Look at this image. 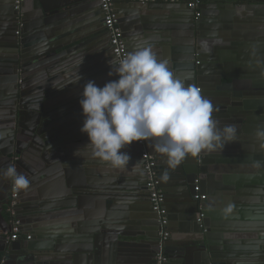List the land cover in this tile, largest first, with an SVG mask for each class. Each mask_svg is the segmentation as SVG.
<instances>
[{
  "label": "water",
  "instance_id": "95a60500",
  "mask_svg": "<svg viewBox=\"0 0 264 264\" xmlns=\"http://www.w3.org/2000/svg\"><path fill=\"white\" fill-rule=\"evenodd\" d=\"M14 1L0 0V84L7 87L3 90L5 95L0 96V105H3L0 111V222L4 226L0 230V242L3 243L0 253L4 264H154L162 228L158 222L159 217L152 212L137 142L122 151L131 156L129 164L123 169L141 176L138 185L129 184L127 188L139 193V224L126 226L125 210L114 209L112 213L113 205H107L105 209L109 212L104 217L97 215L94 227L83 230L78 236L77 231H61L59 223H55V227H50L48 223L50 230H47L44 223L48 218L45 214L54 213L53 219L56 220L62 217L60 212L55 214L53 206L56 208L62 200L69 199L64 202V208L69 211H64V218L68 217L67 214L72 217L73 211L70 210L77 208L74 200L78 193L75 195V191L85 188L83 182H77V175L91 171L94 168L92 165H97L105 172L113 169L108 162L98 157L86 159L82 165L77 166L73 156L79 150L90 156L93 152L87 135L80 131L84 116L79 100L84 85L91 80L102 87L106 82L118 79V76L108 75L111 67L115 70V64L108 44V34L103 26L99 0H24L19 11L14 10ZM190 1L149 0L142 3L140 0H113L117 18L116 4L122 2L120 5L123 6L120 7L127 10L126 16L130 23H139L140 19L151 20L145 18V14L154 6H162L160 8L166 12L171 7L178 8L183 11L181 20L191 18L192 26H196L195 21L200 22L202 19V5L211 4L213 10L217 11L223 6L234 7L227 5L233 0H194L199 5L189 9L187 4ZM258 2L263 4L260 7L264 10V0ZM195 13L199 16L195 17ZM118 25L121 29L119 20ZM144 44L141 40H134L131 43L128 41L126 47L130 53L137 45ZM193 59V65L200 67L199 52H196ZM28 87L33 92L31 97H25V88ZM201 94L206 96V93ZM234 97L221 92H212L206 96L211 99L214 108L212 116L218 122V127L238 123L250 111L252 102ZM27 106L31 111L29 117L32 118L25 120ZM156 142L146 140V149L156 161L159 187L165 196L167 227L173 219L167 211V202L175 199L173 203L180 206L184 220L188 223L186 232L198 236L193 242L198 241L206 246L208 254L204 251L203 264H215L218 257L214 244L221 240V229L217 224L209 223L204 214L201 222H197L199 207L207 208L209 201L194 199L196 195H201V187L205 184L203 180L215 161L209 163L207 156L210 152L205 150L197 156H186L177 166L172 167L168 164L167 156L155 150ZM147 143L153 146L152 153ZM232 143L241 144L239 141ZM9 165H14L30 181L29 188L22 191L16 200L14 217L24 221L20 222L22 226L32 225L30 231H34V238L39 242L25 245L19 241H3L2 234L10 230V195L16 191L12 180L4 175ZM100 186L104 185L100 183ZM104 187L125 190V185L116 182ZM233 199L240 205L251 200L243 196ZM52 200L56 203H47ZM47 207L49 212L44 211ZM169 234L165 242L168 264L172 256L168 252L172 241ZM133 241L145 242L137 256L127 255L122 248V245ZM191 243V239L189 242H180L176 255L187 260V250L191 248Z\"/></svg>",
  "mask_w": 264,
  "mask_h": 264
},
{
  "label": "crops",
  "instance_id": "0c3cea01",
  "mask_svg": "<svg viewBox=\"0 0 264 264\" xmlns=\"http://www.w3.org/2000/svg\"><path fill=\"white\" fill-rule=\"evenodd\" d=\"M234 1L227 4L234 7L223 6L218 11L213 10L211 4L202 5L200 9L203 16L200 22L195 21L196 26L191 25V18L181 20L183 11L178 8L171 7L166 12L160 8L162 6H154L145 14V18H152L151 20L140 19L139 23H130L126 16L127 10L120 7L123 6L120 5L122 2L116 5L126 45L128 41L131 43L134 40L151 45L158 59L167 60L169 68L176 76L182 79L190 77L185 80L186 86L193 84L200 88L203 94L206 93V96L212 92H221L248 103L252 102L247 116L233 124L237 129L234 140L222 149L209 151L210 157L205 155L209 163H215L209 167L210 172L201 187V195L206 197L204 202L209 203L207 208H200L202 214L208 217V222L217 224L219 230L221 229V240L214 244L218 257L215 264H264V10L260 7L263 4L258 0ZM218 5H221V2H218ZM196 52H199L201 58V66L197 68L193 65ZM92 60L90 61L93 62ZM6 88L4 84H0V96L5 95L3 90ZM29 91V87L25 88V97L33 95V92ZM206 96L203 95L204 98ZM2 107L3 105H0V111ZM25 112V120L32 118L29 117L31 111L28 106ZM225 126L220 125L219 128ZM236 141L241 144L232 143ZM147 146L152 153L153 146L149 143ZM75 154L73 159L77 166L82 165L84 160L97 158L93 152L91 156L81 150ZM92 166L94 168L91 171L80 173L81 177L77 175V182H83L85 186L82 191H75V195L78 193L74 200L78 209L72 208V217L67 214L68 217L64 218V211L67 212L64 202L69 199L62 200L56 208L52 205L55 214L60 212L62 217L61 220H56L53 219L54 213L45 214L48 218L47 223H44L47 230L59 223L60 227H57L61 231H77L78 236L83 230L94 227L97 215L104 217L109 212L105 209L107 205H113L112 213L114 209L125 210L128 222L126 226L134 227L139 224V193L127 188L129 184L138 185L137 181L139 182L141 176L123 168H113L105 172L97 165ZM113 182L125 185V190L104 187ZM100 183L104 186H100ZM21 192H16L17 200ZM241 196L251 198L250 202L240 205L233 199ZM174 200L167 202V211L173 216L167 227L172 239L168 251L172 255L170 264H203L204 251L208 254L206 246L192 241L197 240L198 236L186 232L188 223L184 220L180 206L173 203ZM51 202L56 203L54 200L47 203ZM46 210L50 211L48 207L44 211ZM48 223L51 224L50 227ZM31 226L21 224V234L17 242L25 245L39 242L34 238V231H30ZM3 227L0 222V230ZM28 236L30 240L26 239ZM190 239L192 243L191 248L187 250L188 258L183 260L176 255V248L180 242H189ZM144 243L128 242L122 245V248L127 255L137 256L142 246H145ZM2 245L0 242V249ZM2 258L0 253V259Z\"/></svg>",
  "mask_w": 264,
  "mask_h": 264
},
{
  "label": "clouds",
  "instance_id": "9594fccd",
  "mask_svg": "<svg viewBox=\"0 0 264 264\" xmlns=\"http://www.w3.org/2000/svg\"><path fill=\"white\" fill-rule=\"evenodd\" d=\"M118 79L102 87L88 81L79 104L84 116L81 133L93 154L113 168H124L131 156L122 151L133 142L155 140V150L177 166L186 156L222 149L234 140L233 125L218 127L211 102L198 87L175 75L167 60L158 59L151 45H137L119 60L109 76ZM75 154V153H74ZM17 192L29 179L9 165L4 173Z\"/></svg>",
  "mask_w": 264,
  "mask_h": 264
},
{
  "label": "built area",
  "instance_id": "2783aa9c",
  "mask_svg": "<svg viewBox=\"0 0 264 264\" xmlns=\"http://www.w3.org/2000/svg\"><path fill=\"white\" fill-rule=\"evenodd\" d=\"M24 0H15L14 1V10L19 11L21 7V3ZM149 0H140L142 3H147ZM100 3V13L102 15V22L105 31L108 34V43L110 46L112 58L114 60L115 67L117 66L119 60L123 59L127 54L126 43L123 38V33L118 25V18L114 9L113 0H99ZM197 1H190L187 4V8L194 9L198 6ZM199 14L196 13V17ZM200 89V88H199ZM201 91V90H200ZM137 146L141 151V159L143 161V170L146 175V190L149 195V201L151 204L152 212L155 213L159 217V224L162 228V231L159 233L160 240L158 242L157 252L154 258V264H168V257L165 253V242L168 240L170 234L167 230L168 219L167 212L164 208L165 196L159 187V179L158 173L155 169L156 161L152 155H150L146 149V140L137 142ZM14 189V188H13ZM17 193L14 191L10 195V207H9V215L11 217L10 220V230L2 234V238L4 242L10 243L15 242L19 239L21 234V223L19 220L15 219L14 208L17 200ZM196 201H205L206 197L203 195H196L194 197ZM203 218L202 209L199 207V216L197 222H201ZM30 240L28 236L26 238ZM0 237V241H1ZM0 264H4L3 260L0 259Z\"/></svg>",
  "mask_w": 264,
  "mask_h": 264
}]
</instances>
